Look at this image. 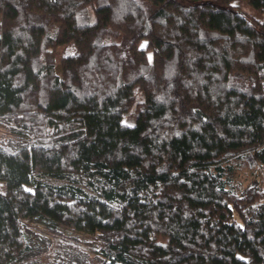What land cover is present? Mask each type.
<instances>
[{
    "label": "trees",
    "instance_id": "trees-1",
    "mask_svg": "<svg viewBox=\"0 0 264 264\" xmlns=\"http://www.w3.org/2000/svg\"><path fill=\"white\" fill-rule=\"evenodd\" d=\"M244 1L0 0V264H264Z\"/></svg>",
    "mask_w": 264,
    "mask_h": 264
},
{
    "label": "rangeland",
    "instance_id": "rangeland-1",
    "mask_svg": "<svg viewBox=\"0 0 264 264\" xmlns=\"http://www.w3.org/2000/svg\"><path fill=\"white\" fill-rule=\"evenodd\" d=\"M233 4L237 5L248 17L262 19L263 15L253 10L244 0H233ZM1 28V18H0ZM60 49L58 50L59 53ZM58 57V56H57ZM9 137V134L0 127V141H5ZM237 181L246 186L250 181H257L261 184V189L264 193V166L255 164L249 159H243L235 167V176ZM89 239V238H87Z\"/></svg>",
    "mask_w": 264,
    "mask_h": 264
}]
</instances>
